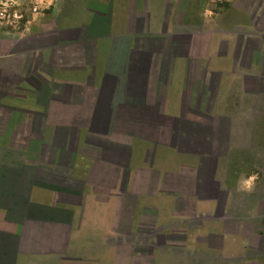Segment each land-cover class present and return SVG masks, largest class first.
Here are the masks:
<instances>
[{
	"label": "crops",
	"instance_id": "1",
	"mask_svg": "<svg viewBox=\"0 0 264 264\" xmlns=\"http://www.w3.org/2000/svg\"><path fill=\"white\" fill-rule=\"evenodd\" d=\"M192 1L0 0V264H264V32Z\"/></svg>",
	"mask_w": 264,
	"mask_h": 264
},
{
	"label": "rangeland",
	"instance_id": "2",
	"mask_svg": "<svg viewBox=\"0 0 264 264\" xmlns=\"http://www.w3.org/2000/svg\"><path fill=\"white\" fill-rule=\"evenodd\" d=\"M180 4L183 3L180 2ZM261 11H263L262 14ZM263 13L264 0H193L191 4L187 5L181 22L186 27L198 29L225 27V29L229 28L230 30L237 31L238 27H243V32L249 36L255 32H259V28L264 32ZM174 16L176 17L177 14H174ZM262 37L264 38V35ZM257 177L258 180L256 182L259 180L263 182L264 171ZM255 190L256 186L252 188L251 192ZM262 191L261 215L262 221H264V190L262 189ZM256 213L258 215L259 211H256ZM262 226L264 227V222ZM262 247V261H264V243Z\"/></svg>",
	"mask_w": 264,
	"mask_h": 264
},
{
	"label": "clouds",
	"instance_id": "3",
	"mask_svg": "<svg viewBox=\"0 0 264 264\" xmlns=\"http://www.w3.org/2000/svg\"><path fill=\"white\" fill-rule=\"evenodd\" d=\"M252 180H254V177L249 178L248 181H245V186L248 191L252 190Z\"/></svg>",
	"mask_w": 264,
	"mask_h": 264
}]
</instances>
